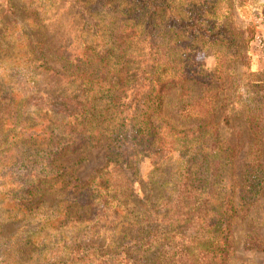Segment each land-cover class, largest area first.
<instances>
[{"label":"trees","instance_id":"obj_1","mask_svg":"<svg viewBox=\"0 0 264 264\" xmlns=\"http://www.w3.org/2000/svg\"><path fill=\"white\" fill-rule=\"evenodd\" d=\"M61 1L79 22L89 16L74 29L100 27L99 39L70 51L27 39L24 63L0 62L1 87L7 83L0 91L7 123L0 139V264H223L234 212L221 175L229 154L219 146L208 99L182 103L179 114L197 120L193 127L175 129L160 115L167 88L202 78L176 39L171 75L156 71L167 40L160 19L172 0ZM181 1L192 15L182 24L186 33L213 44L227 38L200 8L210 0ZM124 37L146 48L126 75L115 51L126 48ZM48 56L60 69L46 65ZM100 141L105 162L88 181L66 177L57 160ZM172 151L179 166L163 167L157 187L138 193L136 158L149 155L152 174ZM7 225L13 229L6 233Z\"/></svg>","mask_w":264,"mask_h":264},{"label":"rangeland","instance_id":"obj_2","mask_svg":"<svg viewBox=\"0 0 264 264\" xmlns=\"http://www.w3.org/2000/svg\"><path fill=\"white\" fill-rule=\"evenodd\" d=\"M168 5V12L160 19L167 29L166 50L156 71L161 78L171 75L169 71H173L178 58L173 54L176 39L177 45H181L180 50L187 52L192 68L198 70L202 78L184 80L182 85L178 83L164 91L160 104L161 120L175 129L193 127L197 120L179 114L182 103L196 101L202 95L208 99L209 116L217 130L219 146L226 148L229 154L221 175L225 187L232 193L234 212L223 264H264V0H210L202 3L200 8L211 15V25L227 34V38L218 44L210 43L207 35L193 38L186 33L182 24L192 15L181 0H172ZM177 19L181 28L176 36L173 29ZM87 22L89 16L79 22L69 5L61 0H0V50L4 53L0 62L5 65L24 63L23 44L27 45V39L39 38L44 41V47L67 44L68 51L87 47L89 42L99 39V32L95 31L100 29L87 31L91 25L78 31L74 29L77 24ZM41 26L45 29L41 30ZM167 35L175 38L171 40ZM123 39L126 48L120 46L121 52L116 46L115 51L122 59L116 63L124 69L122 75H126L130 73L126 69L137 65V55L144 54L146 48L136 38H131L132 42H128L129 37ZM156 42H160L159 38ZM170 55L173 58H169ZM46 61V65L57 69L62 65L51 56ZM185 71L190 73L186 67L183 68ZM3 82L0 80V91L7 86L5 83L1 87ZM4 101L1 100V105ZM29 107L30 112L35 109L33 105ZM193 111L196 108L190 109L191 113ZM251 115L254 118L250 121ZM5 121L0 119V139L7 127ZM54 135L55 138L59 136ZM177 156V151L169 152L167 157L161 158L157 172L151 174L149 155H139L133 164L140 180V183L134 182L137 192L146 195L149 189L152 191L157 187L156 180L165 177L163 167L174 169L179 166ZM57 162L66 177L75 176L80 182H86L105 162L104 142L83 151L67 153ZM84 209L82 207L79 211ZM5 227L6 233L13 229L12 225Z\"/></svg>","mask_w":264,"mask_h":264}]
</instances>
